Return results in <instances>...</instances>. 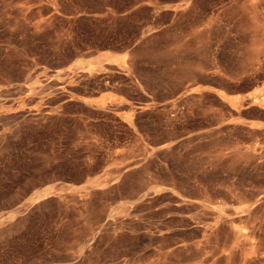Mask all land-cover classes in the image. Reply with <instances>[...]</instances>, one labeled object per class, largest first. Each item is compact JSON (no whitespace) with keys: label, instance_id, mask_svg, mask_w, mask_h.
I'll return each mask as SVG.
<instances>
[{"label":"rangeland","instance_id":"rangeland-1","mask_svg":"<svg viewBox=\"0 0 264 264\" xmlns=\"http://www.w3.org/2000/svg\"><path fill=\"white\" fill-rule=\"evenodd\" d=\"M0 264H264V0H0Z\"/></svg>","mask_w":264,"mask_h":264}]
</instances>
